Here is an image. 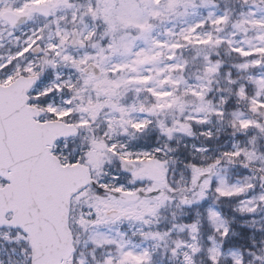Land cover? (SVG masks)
<instances>
[{"label":"snow or ice","instance_id":"snow-or-ice-1","mask_svg":"<svg viewBox=\"0 0 264 264\" xmlns=\"http://www.w3.org/2000/svg\"><path fill=\"white\" fill-rule=\"evenodd\" d=\"M0 264H264V0H0Z\"/></svg>","mask_w":264,"mask_h":264}]
</instances>
